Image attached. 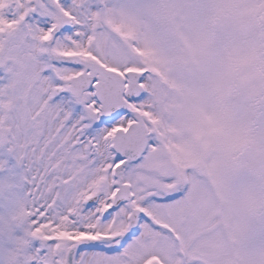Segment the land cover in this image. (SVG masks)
I'll return each instance as SVG.
<instances>
[{
  "label": "snow or ice",
  "instance_id": "1",
  "mask_svg": "<svg viewBox=\"0 0 264 264\" xmlns=\"http://www.w3.org/2000/svg\"><path fill=\"white\" fill-rule=\"evenodd\" d=\"M0 264H264V0H0Z\"/></svg>",
  "mask_w": 264,
  "mask_h": 264
}]
</instances>
